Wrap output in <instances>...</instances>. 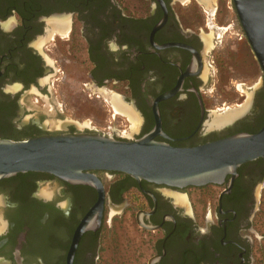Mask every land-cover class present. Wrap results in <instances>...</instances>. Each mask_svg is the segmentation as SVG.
<instances>
[{
  "label": "flooded vegetation",
  "instance_id": "af4514ba",
  "mask_svg": "<svg viewBox=\"0 0 264 264\" xmlns=\"http://www.w3.org/2000/svg\"><path fill=\"white\" fill-rule=\"evenodd\" d=\"M230 1L0 0V140L99 134L133 141L159 126L155 141L194 147L257 133L262 75L241 117L220 129L208 121L219 104L221 68L232 58L217 21ZM228 28L222 34H233ZM83 94L105 116L92 130L60 119L50 129L46 112L28 107L30 99L41 105L56 96L61 117L71 95ZM112 96L125 114L114 113ZM93 174L103 189L100 213L90 185L32 172L0 180V264H67L86 216L71 264H107L115 255L124 261L128 249L132 264L144 252L145 264H264V159L201 187ZM126 219L139 230L136 238L126 233Z\"/></svg>",
  "mask_w": 264,
  "mask_h": 264
},
{
  "label": "water",
  "instance_id": "95a60500",
  "mask_svg": "<svg viewBox=\"0 0 264 264\" xmlns=\"http://www.w3.org/2000/svg\"><path fill=\"white\" fill-rule=\"evenodd\" d=\"M231 1L264 78V0ZM260 81L247 92L246 102L250 103ZM156 134L159 126L151 134L133 141L99 134L0 140V180L32 172L45 173L69 184L90 185L99 192L94 211L100 213L103 189L93 174L96 171L117 172L138 182L144 180L173 188L201 187L221 184L227 175L234 177L240 165L264 159V124L255 134L239 133L194 147H172L157 142L153 139ZM88 223L86 216L74 235L67 264H71L78 239Z\"/></svg>",
  "mask_w": 264,
  "mask_h": 264
},
{
  "label": "rangeland",
  "instance_id": "374dc122",
  "mask_svg": "<svg viewBox=\"0 0 264 264\" xmlns=\"http://www.w3.org/2000/svg\"><path fill=\"white\" fill-rule=\"evenodd\" d=\"M227 5L230 8L225 9L224 10L225 12H223L222 15L220 14L217 16V21L219 23V26H222L224 29L222 32L219 31L218 32L221 39L223 38L224 49L229 50L230 48H232V50H229L231 52L232 58L230 61L227 62L226 66H222L221 68L220 82L217 91H215V97L217 98L218 100L217 103L219 104H216L215 107H212L210 109L211 111L208 114L209 116L208 121H210V125L214 123L215 120H217L216 117L223 118L225 115L231 114L234 111L237 112L240 111L241 109L243 110L245 106L249 104V102L246 101L244 103L245 96H247L248 94L247 92H249L248 89L254 87L259 82L261 77V71L250 51V47L248 46L247 41L239 26L231 1ZM224 14H227V16H224ZM224 19H226V21L223 24ZM229 25H231V28H228V30L233 34H229L228 31L222 34ZM211 27L212 26H210L209 28L210 36L212 35L213 29H215ZM214 27L217 26L214 25ZM228 35H230L233 39L236 38V40L226 39V36ZM239 37L242 38V41L240 42V44H237L238 42L237 39ZM235 86H237L238 91L235 90L234 88ZM74 90L78 93L81 92L79 85H75ZM239 94H243L244 98H240ZM71 97L73 98L71 99L73 103L70 104V109L67 108L66 110L63 111V113H61V117H58V112L60 111V109L64 107L62 105L63 100L57 98L56 96L53 97L51 101L46 100V102L44 104L42 103L41 105L35 104L33 102V99H30L28 101L29 104L28 107L37 110L41 109L42 111L46 112L45 113L47 117L46 121L49 123L50 129L56 128L58 125L57 119L58 120L60 119L63 121L68 120L74 122L76 125L79 126L77 127L78 131L82 132L84 131V127H88V129L90 130L97 128L98 124L102 123V120L105 119V116L103 114H100L99 111H97L94 104L92 107H88V105H86L84 94L82 95V97L75 95H71ZM111 103L114 108V113L116 115L118 113H123L121 109H118L115 106L113 96L111 97ZM223 103H225L224 106ZM49 108H51L52 110L47 111V109ZM129 121L132 124L131 128H134L135 125L134 122H132L131 120ZM100 131L103 132L105 131V133L108 132L107 130H100ZM131 221H132L131 219H126L125 231L130 235V237L136 238L138 236L139 230L135 226H130V228L127 227V225H129ZM131 253L133 252L129 249L125 250L124 261L120 259L118 260L117 255H115L113 261H111L110 263L109 261H107V264H119V263L132 264ZM140 255H141L140 258L136 259V264H145L148 252H144ZM105 263L106 261L103 260L101 264H105Z\"/></svg>",
  "mask_w": 264,
  "mask_h": 264
},
{
  "label": "bare ground",
  "instance_id": "6f19581e",
  "mask_svg": "<svg viewBox=\"0 0 264 264\" xmlns=\"http://www.w3.org/2000/svg\"><path fill=\"white\" fill-rule=\"evenodd\" d=\"M245 110H246V108L243 109V110L241 109L240 111H237V112L234 111L231 114L225 115L223 118L222 117H219V118L216 117L217 120H215V122L212 123V126L211 127L221 128L223 125L228 124V123H231L234 119H236L237 117L243 115V113H245Z\"/></svg>",
  "mask_w": 264,
  "mask_h": 264
}]
</instances>
